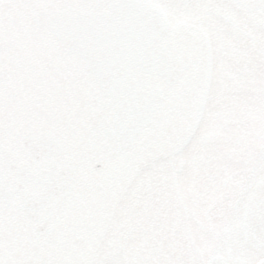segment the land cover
I'll use <instances>...</instances> for the list:
<instances>
[{"label": "flooded vegetation", "instance_id": "af4514ba", "mask_svg": "<svg viewBox=\"0 0 264 264\" xmlns=\"http://www.w3.org/2000/svg\"><path fill=\"white\" fill-rule=\"evenodd\" d=\"M112 1L26 0L31 8L17 16L37 8L104 12ZM170 2L177 6L159 7L163 44L190 67L175 90L135 70L145 88L163 89L159 112L165 104L169 111L142 129L133 149L118 150L106 133L113 112L84 59L30 19L0 24V264H234L242 241L264 228V0L255 9ZM205 63L206 75L218 76L207 78L195 105L192 153L189 122H181L183 189H170L175 174L158 173L162 186L140 204L144 215L123 221L98 247L108 202L176 104L186 108L190 71ZM136 238L141 246H126Z\"/></svg>", "mask_w": 264, "mask_h": 264}, {"label": "water", "instance_id": "95a60500", "mask_svg": "<svg viewBox=\"0 0 264 264\" xmlns=\"http://www.w3.org/2000/svg\"><path fill=\"white\" fill-rule=\"evenodd\" d=\"M110 11L105 15L51 13L45 19L41 17L39 23L53 29L67 50L77 48L83 55L84 39L90 36L92 47L97 50L95 53L93 49L91 53L99 55L101 63L105 64L106 75L97 76L106 93L113 98V106L117 105L120 115L131 124L127 128L130 137H126L124 145L129 147L138 127L151 122L156 111L155 101L160 98L158 94L141 89L131 68L140 66L160 73L173 84L183 67L160 60L161 54L165 53L159 44L165 27L158 11L130 0L115 3ZM73 40L79 43L74 44ZM122 139L117 136L115 140L120 142Z\"/></svg>", "mask_w": 264, "mask_h": 264}, {"label": "rangeland", "instance_id": "374dc122", "mask_svg": "<svg viewBox=\"0 0 264 264\" xmlns=\"http://www.w3.org/2000/svg\"><path fill=\"white\" fill-rule=\"evenodd\" d=\"M37 2L38 1H35V3ZM9 18L10 23L29 22L27 14L25 16H10ZM201 67V69L196 70V66L193 65V68L190 71L193 76H196V80L193 82L195 83V86L189 88L186 92V108L181 109L180 106L176 104L172 109L170 120L166 123L164 129L155 139L152 140L147 149L139 154L132 162L129 170L125 174V178L122 180V185L119 191H117L114 198L108 202L107 209L102 215L100 223L97 225L96 229V232L98 233V247H101L99 244L100 239L107 236L110 238L111 236H109V233L116 231L117 226L123 221L129 223L136 215H144L140 208V204L142 201L156 199L157 193L162 186V184L156 185L154 182V177H157L156 175L158 173L164 172L168 175H172L173 173L176 174V181H171L170 189L173 192L175 190L179 191L183 189L184 182L181 178L182 172H179V168L181 167L180 163L185 148L183 140L187 134L185 133V135L182 136L181 122L185 119L188 120L187 131L189 132L192 130L191 126H195L196 120L200 118L198 109H196L197 107L195 105L201 102V98L205 94H201L204 90V84L205 87H207L206 81L209 76L212 80L218 76L206 75V73H208V67H210L209 63L202 64ZM214 71L218 73L219 67ZM187 74L185 73L184 75ZM177 87L178 85L172 88V90L178 89ZM165 105H163L164 108L162 107V111L156 117V120L162 121L168 113V108L163 112V109H166ZM186 109L188 112V118L185 114ZM192 133L195 134L194 129ZM189 138L190 135H188L187 142L189 144L188 147H190L189 151L192 153L196 146H192V141L190 142ZM193 145L195 144L193 143ZM190 157L191 156L189 155V158ZM258 195H260L259 192H256V196ZM202 198L206 199V195H202ZM201 212L202 211L195 210L194 215L200 216ZM138 244L141 246L140 239H129L126 246L135 247Z\"/></svg>", "mask_w": 264, "mask_h": 264}, {"label": "snow or ice", "instance_id": "6c2138e0", "mask_svg": "<svg viewBox=\"0 0 264 264\" xmlns=\"http://www.w3.org/2000/svg\"><path fill=\"white\" fill-rule=\"evenodd\" d=\"M26 0H0V24L8 21L10 16H17L30 7ZM147 7L173 8L177 5L170 0H159L156 5H146ZM214 7L224 8H248L255 9L261 5L257 0H217ZM237 259L234 264H264V228L257 227L255 235L244 239L236 249Z\"/></svg>", "mask_w": 264, "mask_h": 264}]
</instances>
